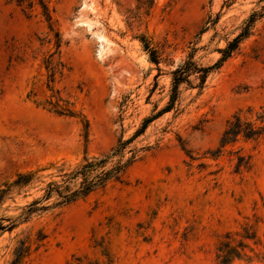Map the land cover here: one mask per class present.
Returning a JSON list of instances; mask_svg holds the SVG:
<instances>
[{
  "label": "rangeland",
  "instance_id": "1",
  "mask_svg": "<svg viewBox=\"0 0 264 264\" xmlns=\"http://www.w3.org/2000/svg\"><path fill=\"white\" fill-rule=\"evenodd\" d=\"M44 1L49 23L36 4L0 0V185L72 169L118 141L126 165L0 229V264H264V129L219 147L233 115L264 126V0ZM188 57L210 68L169 103L170 71ZM56 98L71 115L49 108ZM38 188L6 199L0 224ZM221 243L235 251L223 263Z\"/></svg>",
  "mask_w": 264,
  "mask_h": 264
},
{
  "label": "trees",
  "instance_id": "2",
  "mask_svg": "<svg viewBox=\"0 0 264 264\" xmlns=\"http://www.w3.org/2000/svg\"><path fill=\"white\" fill-rule=\"evenodd\" d=\"M17 5L30 10L33 4L39 7L40 14L43 19L49 23L50 15L47 8V4L44 0H15ZM246 27H243L241 31L229 41L225 48L221 50L222 57L228 55L231 49L234 48L236 42L245 35ZM149 59L156 63V56L153 51H149ZM217 62L214 64L216 65ZM210 67L197 66L188 57L181 64L170 71V88H169V103H171L177 94V87L181 82H188L189 75H195L196 78L202 80L205 73ZM49 108L57 114H68L71 115V111L67 108L66 102L56 98L53 102H48ZM169 105L162 108L161 111H157L154 115L143 120L140 132L144 129L145 125L154 117L160 113L167 111ZM260 122L264 118V113L259 115ZM264 129V126L253 127L249 123L241 122L237 115H233V121L229 122L227 127L224 129L220 136L219 147L223 146L228 142L235 140L236 136L241 133L245 138H255ZM124 142H117L115 146L111 147L106 153L99 155L92 159L84 158L80 163L74 166L72 169H66L62 165L54 167L53 173L48 175H38L35 171H28L18 173L8 182H4L0 185V205L12 194L23 193V189L30 188L33 186H39V196L32 199L26 205L20 207V212L14 220L10 221L6 225L0 224V229L9 230L14 227L15 220H26L28 217L35 212L47 209L49 207L62 206L81 198L94 189L103 186L110 179H117L118 173L126 165V160L122 161V149ZM236 168H238L243 160L242 156H237ZM40 170H44L41 168ZM46 179H43L45 178ZM23 247V245H21ZM19 251H23L19 249ZM218 251L220 263L226 262L234 254V249L228 247L226 243H221ZM103 255L107 257L105 251H102ZM18 254V252H17ZM78 262L82 259L75 258ZM84 264H99L97 261H85Z\"/></svg>",
  "mask_w": 264,
  "mask_h": 264
}]
</instances>
